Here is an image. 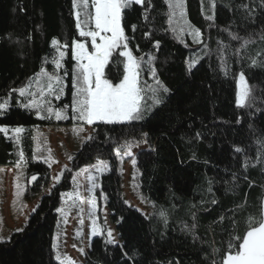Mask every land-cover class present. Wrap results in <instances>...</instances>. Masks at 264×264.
I'll list each match as a JSON object with an SVG mask.
<instances>
[{
	"label": "trees",
	"instance_id": "obj_1",
	"mask_svg": "<svg viewBox=\"0 0 264 264\" xmlns=\"http://www.w3.org/2000/svg\"><path fill=\"white\" fill-rule=\"evenodd\" d=\"M242 3L255 8L260 0H215L214 9L210 0L203 4L185 0V18L202 32L203 43L198 45L186 32L178 35L171 30L168 0H145L143 6L124 11L121 23L128 49L136 57L147 53L156 57L157 75L170 89L165 103L139 121L94 124L92 139L82 145L61 181L41 197L24 229L8 242H0V264H59L52 245L61 195L72 189L74 172L100 160L108 163L109 171L101 177L96 196L110 213L119 244L95 237L85 264H220L231 237L243 235L249 217L258 218L264 211V166L255 158L257 137L264 132V66H249L251 58L264 53V12L257 8L249 19L239 7ZM75 11L72 0H0V103L7 104L0 109V126L24 129L18 141L0 132V167H14L20 161L29 201L51 183L50 168L33 160V131L83 123L73 119L71 109L76 64L72 42L85 41L75 27ZM213 14V21L205 19ZM146 32L151 35L146 37ZM232 34L243 39L233 40ZM53 38L68 48L63 49L65 58L58 71L64 95L53 99L51 107L63 109L68 119L58 120L47 111L41 119L38 110L25 108L28 101L11 91L27 85L41 67L54 71ZM245 40L252 42L241 47ZM155 41L160 42L158 51ZM118 52L105 66V76L113 83H119L124 72L125 59ZM197 57L199 63L189 72L186 62ZM224 61L227 75L221 67ZM144 69L142 80L151 83L146 64ZM241 71L252 88L251 106L244 108L236 106ZM197 132L202 139L196 138ZM144 140L147 149L139 151L135 160L139 190L154 206L149 219L124 203L115 154L125 142ZM234 146L245 148L246 153H235ZM243 155L251 161L246 172L241 167ZM234 173L239 179L233 178ZM32 175H37V181H31ZM161 210L167 211V226L158 215ZM193 223V232L184 230Z\"/></svg>",
	"mask_w": 264,
	"mask_h": 264
},
{
	"label": "snow or ice",
	"instance_id": "obj_2",
	"mask_svg": "<svg viewBox=\"0 0 264 264\" xmlns=\"http://www.w3.org/2000/svg\"><path fill=\"white\" fill-rule=\"evenodd\" d=\"M145 0H72L73 9L75 11L76 29L78 30L79 37L90 39V47L92 51H89L85 42L73 40L72 42V58L76 64L73 69V94H72V113L73 119H77L85 122L88 125H92L96 121L103 122L105 124L124 123L131 121H139L144 119L145 114L159 107L165 103V97L170 92V89L160 80L157 75V69L154 65L156 57L151 53L145 54V56L136 57L132 51L128 49V37L125 35L124 27L122 26V15L126 9L133 5L143 6ZM203 4V0H201ZM255 3V0H253ZM211 8H215V0H210ZM247 11V16L251 19L257 8L264 12V0H260V3L256 7H251L249 4H241L239 6ZM168 22L171 30L178 35L185 32L192 37V42L195 44H202V32L199 28L195 27L188 21L186 17L185 0H168ZM203 12V8H202ZM145 21L148 20L147 12L144 16ZM206 20L213 21V15L205 16ZM209 27H212L210 24ZM135 31V25L132 26ZM150 32H146L145 36H150ZM31 39V37H28ZM264 39V36L261 37ZM233 40H242L238 34H232ZM250 40H245L241 47H246ZM51 45L54 48L55 55L52 58L51 64L54 71L49 72L45 67H41L40 71L34 74V77L30 78L27 85L18 89L13 88L12 92H18L19 96L31 97L28 103L24 104L25 108L38 109L37 115L44 119L45 116L41 115V111H47L48 113H54L56 119L66 118L63 115V109L54 110L48 96H54L56 99L60 98V94L64 91L63 77L58 74L61 69V62L65 58V51L63 49L68 48V45L61 44V42L55 38L52 39ZM160 46L159 41H155L153 47L158 51ZM119 56L126 57L124 63L123 77L119 83H113L105 76V66L109 63L113 53L117 50ZM239 49L236 55H239ZM147 57V59H145ZM264 53H257V57L251 58L250 67H257L258 65L264 66ZM200 58H193L187 61L189 72L199 63ZM48 63L47 60L44 61ZM147 65V71L150 74L153 84H148L146 81H142L141 76L144 73V65ZM225 75L228 73L227 62L221 65ZM67 75V73H65ZM33 84L36 91H32ZM252 100V88L248 84L247 77L243 71L238 76V90L236 94V106L240 108L250 107V101ZM7 106L6 103H0V109H4ZM67 107V106H65ZM237 123H240L237 120ZM252 129L253 126L249 125ZM82 130V129H81ZM13 131L17 134V141L19 140V134L24 131L22 127H16ZM0 132L7 134L8 129L0 127ZM254 132V129H253ZM147 136V133L144 134ZM197 139H202V133H196ZM88 139H92L91 136ZM259 147L257 148L256 161L261 166H264V132L257 137ZM147 143L146 140L143 141ZM137 146H139L137 144ZM130 143H125L121 146L124 156H133ZM121 148L116 149L117 154H121ZM234 151L237 154H245L246 149L241 146H234ZM24 159L23 152L20 153V160ZM71 160L72 157H69ZM195 159V156H193ZM45 163H48L45 160ZM250 159L247 155H243L241 167L246 172L250 166ZM132 164L135 166L136 160L132 159ZM17 166H20V161H17ZM51 167V164H49ZM96 173L102 174L107 168L108 163L100 160L97 164L92 165ZM67 165L60 175L53 177L56 182H59L60 176L63 175V171H66ZM87 172L88 169L82 170ZM135 178V177H134ZM234 179H239L236 174H233ZM247 179V177H244ZM19 179V177H17ZM37 175L31 176V181H37ZM75 180V177H73ZM88 181L90 187L87 189L89 193H92L97 187L96 176L89 175ZM211 184L212 182L209 181ZM55 186V185H53ZM23 189L17 184V196L21 194ZM211 191V188H209ZM72 193H68L69 199H72ZM79 194L77 193V196ZM81 202H84L81 200ZM91 205L92 213L96 210V201L94 196L87 201ZM213 204L217 201L212 200ZM131 207L128 201H124ZM39 204L32 208V212H35ZM63 209L58 208L57 212H62ZM83 211V209H81ZM159 217L163 220L165 226L168 224L167 211L161 210L158 213ZM146 219L151 218L146 215ZM195 219V214H193ZM123 217L117 221L122 222ZM223 220V217H221ZM83 223V221H81ZM196 224L185 225L184 230L189 233L193 232ZM23 229H17L22 231ZM81 231L78 230L76 236H81ZM104 235V232L96 226V220L92 221L91 236ZM0 242H4L0 237ZM107 244H118L116 237L114 236L113 229L108 228L106 230ZM52 247L55 249L57 245L54 243ZM75 247V245H74ZM121 247H123L121 245ZM83 253V249L80 250ZM125 256L128 254L125 252ZM56 259L60 261V264H72V262L65 257L61 259L60 255H56ZM178 264V262H177ZM215 264V262H214ZM220 264H264V211L258 218L249 217L248 227L243 235H234L231 237L227 244V250L221 258Z\"/></svg>",
	"mask_w": 264,
	"mask_h": 264
},
{
	"label": "rangeland",
	"instance_id": "obj_3",
	"mask_svg": "<svg viewBox=\"0 0 264 264\" xmlns=\"http://www.w3.org/2000/svg\"><path fill=\"white\" fill-rule=\"evenodd\" d=\"M84 39L89 51H92L90 47V39ZM120 50L122 49L117 51ZM124 59L126 62V57H124ZM153 83L154 81H151V83L149 82L148 84ZM32 91H36L34 84ZM63 95L64 93L62 92L60 94V98L63 97ZM47 98H49L48 100L50 101V105L53 102L52 100L56 99L54 96H48ZM24 99L28 101L31 97H24ZM41 114L43 115V111H41ZM63 115L66 118L62 119H68L69 115H67V113L63 112ZM77 121L83 122L80 120ZM99 122L100 121H96L92 125H88L83 122L80 125L54 126L44 129H35L33 131V160L35 162L43 163L48 167L49 164H51V167H49L51 171V183L38 198L32 201L26 199L27 189L25 181V167H0V237L3 238L4 242H8L13 234L20 232L17 231L18 228L24 229L28 218L33 213L32 208L39 203L42 196L51 191L54 187L53 185H57L61 181L63 175L60 176L59 182H56L53 177L60 175L65 165H67V169L70 168L74 156L79 152L82 145L89 140L88 137L92 135L93 125ZM7 129V134L17 139V134L13 131V129ZM22 133L19 134V137ZM127 143L133 145L131 148L133 156H124L122 154L123 149L121 146L124 144L118 147L121 148L120 155H118L115 150L118 161V173L121 177L122 196L124 201H128L130 203L131 208L136 209L144 216H151L154 212V206L142 196L139 190L136 164L135 166L132 164V159L136 157V154L139 151L147 149V145L144 142L130 141ZM137 144L139 146H137ZM69 157H72V159L70 160ZM45 160H47L48 163H45ZM91 166L74 172L72 175V189L61 195L59 208L64 211L63 213L58 212V222L53 237V244L55 243L57 245V248H53L55 260L59 264L60 261L56 259L57 254L60 255L61 259L67 257L72 264H85L86 255L90 249L92 240L95 237L101 236H105L106 238V230L108 228L113 229L114 236L118 241L116 228L110 221V213L106 208L103 199L96 196V192L100 188V179L103 175L108 173L109 166L102 174L96 173L95 169ZM84 169H88V171H82ZM64 172L65 171H63V174ZM90 174L96 176L95 182L97 184V187L92 193L87 191V189L91 186L88 181V176ZM17 177H19V179H17ZM73 177H75V180ZM17 184H19L23 189L19 196L16 194ZM68 193L73 194L72 199L68 198ZM77 193L79 194L78 196ZM93 196L96 201V210L94 213H92L91 205L87 202ZM81 200L84 202H81ZM126 205L129 206L128 204ZM81 209H83V211H81ZM93 219L96 220V226L104 232V235H97L94 237L91 236ZM81 221H83V223H81ZM78 230L82 233L79 237L76 236ZM81 249H83V253L80 251Z\"/></svg>",
	"mask_w": 264,
	"mask_h": 264
}]
</instances>
